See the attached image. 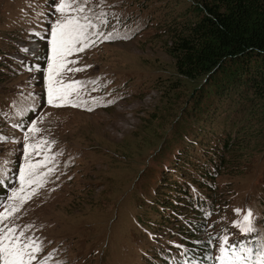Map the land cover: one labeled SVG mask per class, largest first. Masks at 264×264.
Segmentation results:
<instances>
[{
    "label": "rangeland",
    "instance_id": "obj_1",
    "mask_svg": "<svg viewBox=\"0 0 264 264\" xmlns=\"http://www.w3.org/2000/svg\"><path fill=\"white\" fill-rule=\"evenodd\" d=\"M59 3L0 0V124L6 129L0 131V181L7 182L0 187V236L10 237L5 244L36 242L26 249L34 257L25 255L26 264H151L146 252L152 246L167 260L185 250L188 235L172 227L159 236L149 232L145 222L166 225L148 211L156 176L196 131L223 133L225 142L249 134L230 124L218 131L228 118L217 117L230 112L228 99L219 104L222 97L211 103L201 130L195 123L193 97L200 85L180 77L168 53L178 27L197 19L195 0H72L64 13L57 11ZM85 17L96 27L88 30L89 46L67 56L56 77L71 86L69 102L53 106L51 29L57 20L85 23ZM249 122L237 129L254 131L244 143L252 150L228 157L227 172L216 180L220 204L207 213L197 237L208 244L211 262L227 247L253 249L257 262L264 253L256 190L264 179V132ZM26 163L37 166L35 183L19 192ZM249 210L256 227L245 232Z\"/></svg>",
    "mask_w": 264,
    "mask_h": 264
},
{
    "label": "trees",
    "instance_id": "obj_2",
    "mask_svg": "<svg viewBox=\"0 0 264 264\" xmlns=\"http://www.w3.org/2000/svg\"><path fill=\"white\" fill-rule=\"evenodd\" d=\"M195 5L197 19L184 28L178 27L179 31L171 37L168 47L177 74L193 86L200 85L193 97V107L198 112L195 123L201 130L211 103L222 97L219 104L228 99L226 106L230 112L217 117L219 122L228 118V125L220 126L218 131L229 129L230 124V128H236L238 133L249 134L245 139L241 136L225 142L227 136L223 133L213 132L209 136L196 131L194 140L179 150L166 170L156 176L158 186L151 191L153 198L148 199V211L166 225L145 222L147 228L153 229L149 232L159 236L171 233L172 227L182 229L188 238L185 250L172 254L167 260L161 249L147 247L151 264L211 262L208 244L197 237L207 213L220 204L216 180L227 172L228 157L244 156L252 150L244 143L250 142L254 131L248 130V126L238 131L237 127L241 126L240 122L250 124L249 121L254 120L261 125L260 133L264 132V0H195ZM3 54L0 47V58ZM24 69L28 70L27 67ZM1 71L5 74L3 69ZM2 75L0 82L4 78ZM2 115L0 110V122ZM1 126L0 131L6 130ZM220 137L223 141L217 144ZM185 173L189 179L183 176ZM6 184L0 181L3 190ZM256 190L257 202L264 212V179L258 182ZM184 211L188 213L184 214ZM227 248L216 263L212 260L209 264H222V261L223 264L258 263L253 249L247 253L238 252L237 246ZM237 255L243 259H236Z\"/></svg>",
    "mask_w": 264,
    "mask_h": 264
},
{
    "label": "snow or ice",
    "instance_id": "obj_3",
    "mask_svg": "<svg viewBox=\"0 0 264 264\" xmlns=\"http://www.w3.org/2000/svg\"><path fill=\"white\" fill-rule=\"evenodd\" d=\"M72 7V0H60L57 5V11L64 13L66 10ZM83 9H77L82 11ZM85 23H81L79 18H65L63 20H57L55 25L51 29L50 44L52 47V63L49 66V85H48V103L53 106H61L68 103L69 96L71 95V86H64L61 81L56 79L58 74L64 69L66 64V57L73 51H81L83 48L89 46L91 37L88 30L96 27L87 17L84 18ZM107 23V21H103ZM99 35V33H97ZM107 39H111L109 34ZM79 45V47H77ZM80 70V69H77ZM78 83V82H77ZM35 130V127L33 128ZM38 147V146H37ZM37 166L32 163H26L25 168L20 172L21 188L19 192L24 191V185L35 183L32 177L35 175L34 169ZM19 192H14L13 196L17 197ZM25 199V198H22ZM239 212V210H237ZM252 211L249 210L244 217L243 231L251 232L256 225L252 221ZM9 231L14 232V229ZM8 236H0V253H3L4 264H26L24 257L28 256L29 261L34 259L31 252L26 251L30 247H35L36 242L33 241L30 244H24L20 246L19 242L14 244H5L6 240H9ZM37 251L40 249L37 248ZM222 252L225 250L222 248ZM251 251V250H249ZM261 257H264V253H260ZM236 259L242 260L240 255L236 256ZM223 264V261H222ZM258 264H264V258L258 261Z\"/></svg>",
    "mask_w": 264,
    "mask_h": 264
}]
</instances>
